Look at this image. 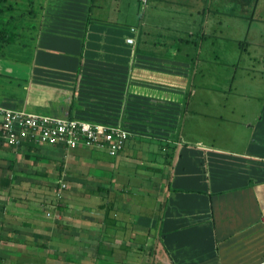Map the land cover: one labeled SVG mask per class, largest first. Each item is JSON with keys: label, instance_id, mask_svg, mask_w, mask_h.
<instances>
[{"label": "crops", "instance_id": "obj_1", "mask_svg": "<svg viewBox=\"0 0 264 264\" xmlns=\"http://www.w3.org/2000/svg\"><path fill=\"white\" fill-rule=\"evenodd\" d=\"M139 1L140 14L128 0L125 18L92 16L96 5L85 22L89 0H43L36 20L25 15V41L0 49V107L128 133L116 155L0 144V264H158L162 251L169 264H264L254 89L238 92L233 75L211 83L210 53L236 61L212 48L206 0L158 2L188 9L185 27L148 19Z\"/></svg>", "mask_w": 264, "mask_h": 264}, {"label": "rangeland", "instance_id": "obj_2", "mask_svg": "<svg viewBox=\"0 0 264 264\" xmlns=\"http://www.w3.org/2000/svg\"><path fill=\"white\" fill-rule=\"evenodd\" d=\"M159 1L148 0L145 8V14L147 15L145 17L148 19H156L158 17V19L163 21L180 20V26L185 27V22L190 19L188 14L189 10L185 7L182 10L175 11L160 9L158 5ZM134 2L140 14L143 8V2H138V0H134ZM126 4H128V0H94V6L99 5L103 10L100 12L92 10L91 15H101L108 20H115L116 17L123 19L126 17ZM205 4L206 10L209 11L208 21L212 25L210 32V40L214 41L212 48L215 49L218 43L223 44L226 55L231 56L236 61V68L233 69L219 63L217 54L213 55L210 53V81L213 84L223 87H227L229 84L232 88L235 86L242 87V89H237L238 92L244 91L245 89L243 87L246 86L254 89L253 91L257 96L254 101L259 102L260 115L262 117L260 118V122L254 127L255 130L248 141V149L251 148L250 151L253 154L264 155V106H261V102L259 101L264 99V77L252 76L253 73H256L255 69L258 70V73L264 70V0H255L246 6L240 5L237 0H206ZM114 7L118 8L116 12L114 11ZM34 20H36V16ZM32 23L30 21L27 23L24 22V24ZM21 33L24 34V31H21ZM21 33L20 35H22ZM22 36H18L15 42L23 43L25 37ZM236 43H239V46ZM19 47L16 45L10 46L8 47V52H15V54L29 53L28 47L25 53V49ZM250 65H253V69L251 70ZM230 75H233V79L228 84ZM238 92L237 95H240L241 93ZM212 125L215 130H221L223 126L222 124L220 126L219 122L214 120L212 121ZM230 128L234 129L235 126L231 125ZM263 165L264 160H259L258 166ZM143 199L144 203L148 205V199L146 197ZM163 255L162 251L158 264H169ZM155 262L153 264L157 263Z\"/></svg>", "mask_w": 264, "mask_h": 264}, {"label": "built area", "instance_id": "obj_3", "mask_svg": "<svg viewBox=\"0 0 264 264\" xmlns=\"http://www.w3.org/2000/svg\"><path fill=\"white\" fill-rule=\"evenodd\" d=\"M132 43L131 38H126ZM128 133L120 126L90 123L70 118L24 112L0 107V144L18 145L23 139L35 143L60 144L104 149L116 155L123 148ZM60 184V189L63 188Z\"/></svg>", "mask_w": 264, "mask_h": 264}, {"label": "trees", "instance_id": "obj_4", "mask_svg": "<svg viewBox=\"0 0 264 264\" xmlns=\"http://www.w3.org/2000/svg\"><path fill=\"white\" fill-rule=\"evenodd\" d=\"M255 0H237L240 5L246 6ZM43 0H0V49L15 41L24 30L25 15L31 19L37 16ZM182 4H185L184 2ZM94 7V0H89L88 14L85 22L92 18L89 13Z\"/></svg>", "mask_w": 264, "mask_h": 264}]
</instances>
